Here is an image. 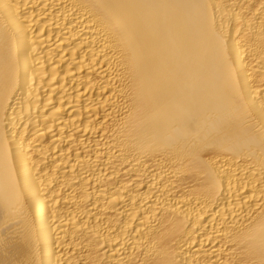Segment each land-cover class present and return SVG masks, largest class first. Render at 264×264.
I'll return each mask as SVG.
<instances>
[{
    "label": "bare ground",
    "instance_id": "1",
    "mask_svg": "<svg viewBox=\"0 0 264 264\" xmlns=\"http://www.w3.org/2000/svg\"><path fill=\"white\" fill-rule=\"evenodd\" d=\"M0 264H264V0H0Z\"/></svg>",
    "mask_w": 264,
    "mask_h": 264
}]
</instances>
